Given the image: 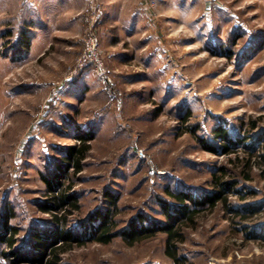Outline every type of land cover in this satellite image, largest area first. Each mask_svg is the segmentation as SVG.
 <instances>
[{"label":"rangeland","instance_id":"1","mask_svg":"<svg viewBox=\"0 0 264 264\" xmlns=\"http://www.w3.org/2000/svg\"><path fill=\"white\" fill-rule=\"evenodd\" d=\"M137 1L156 40L146 50L138 34L109 41L102 0H0V219L16 229L0 264H42L27 244L55 225L46 180L82 137L83 169L63 179L80 209L57 264H174L161 202L181 204L169 192L197 200L174 224L185 264H264V0ZM215 177L232 189L211 206ZM96 211L117 231L147 230L100 243L81 228Z\"/></svg>","mask_w":264,"mask_h":264},{"label":"trees","instance_id":"2","mask_svg":"<svg viewBox=\"0 0 264 264\" xmlns=\"http://www.w3.org/2000/svg\"><path fill=\"white\" fill-rule=\"evenodd\" d=\"M231 56V53H228ZM217 131V136H222L225 142H230L227 132ZM78 146L69 147L64 153L65 155L60 160L58 174H54L50 179L46 180L49 191L51 193L50 203L42 206V210L47 213H52L55 220V225L52 229L45 233L35 232L33 241L27 244V248L30 247L40 257L38 262L42 264H57L59 262L60 253L69 246L73 239V233L67 228V218L69 214L74 213L80 209L78 195L71 193L73 185H66L63 182L64 178L71 179L72 175L67 173L68 169H73V175L79 173L83 169L84 160L87 157V153L91 149L90 143L86 140L87 137H82ZM214 150V149H212ZM228 151V147H226ZM62 171V172H61ZM65 176L63 177V174ZM215 185L222 188V192L215 191L214 196L211 194L206 196L203 203H209L211 206L216 204V200L222 199L227 202V198L224 196L227 192H230L232 187L230 182L222 181L221 178L215 177ZM221 190V189H220ZM173 198L178 201L179 205L175 212L171 213L168 203L161 202V205L167 209L168 222L164 224L163 230L167 233L166 242V254L174 261V264H185L186 259L177 253L176 240L179 238V228L174 226L178 216L185 215L187 218L192 219L198 212L195 208H190L188 203L197 204L190 193L176 194L169 192ZM115 198L109 197V202L114 203ZM169 209V210H168ZM111 211L101 213L96 211L89 220L81 226L84 233L88 234L90 238L97 240L100 243H110L115 237L123 235L127 237L131 242L138 240L142 233L147 229L141 226V223L132 221L126 231H117L115 227V221L110 217ZM2 216L0 219V242L7 244L10 248L14 247V236L16 229L9 225V218ZM150 231V230H149ZM151 236V234L147 235ZM26 246V245H24ZM47 256V262H44V258Z\"/></svg>","mask_w":264,"mask_h":264},{"label":"crops","instance_id":"3","mask_svg":"<svg viewBox=\"0 0 264 264\" xmlns=\"http://www.w3.org/2000/svg\"><path fill=\"white\" fill-rule=\"evenodd\" d=\"M144 3V1L142 3L137 0H102L104 12L103 16L99 19V25L107 33L109 41L112 44L120 43L125 38L130 41L135 34H138L140 38H146L142 43H146L145 45L148 47H145L143 50L149 48V45L156 41L154 37L152 39L148 36L146 37V31L151 33V26L148 25L150 23L147 24L146 5ZM113 52H111L112 57L122 61L127 59L125 58L127 53ZM141 52H137L136 56L141 57L143 54ZM150 57L148 55L146 58Z\"/></svg>","mask_w":264,"mask_h":264},{"label":"built area","instance_id":"4","mask_svg":"<svg viewBox=\"0 0 264 264\" xmlns=\"http://www.w3.org/2000/svg\"><path fill=\"white\" fill-rule=\"evenodd\" d=\"M88 46H87V50H86V53L84 54V56L82 58H88L90 60V63H93V61H96L97 59V55H98V51H97V43H98V40H97V36L94 33H91L90 34V38H89V42H88ZM81 59H79L80 61ZM84 63H79L78 67H79V70L82 69L84 67L83 65ZM96 64V63H95ZM97 66V64H96ZM98 67H101L98 66ZM102 69V67H101Z\"/></svg>","mask_w":264,"mask_h":264}]
</instances>
